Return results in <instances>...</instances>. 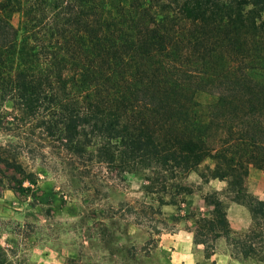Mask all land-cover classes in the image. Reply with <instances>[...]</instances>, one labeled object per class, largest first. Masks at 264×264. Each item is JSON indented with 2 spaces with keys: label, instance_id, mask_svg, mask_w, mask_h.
I'll return each instance as SVG.
<instances>
[{
  "label": "trees",
  "instance_id": "obj_1",
  "mask_svg": "<svg viewBox=\"0 0 264 264\" xmlns=\"http://www.w3.org/2000/svg\"><path fill=\"white\" fill-rule=\"evenodd\" d=\"M0 131L142 178L156 204L121 201L119 219L87 228L113 264H156L161 205L177 204L184 177L210 159L253 224L234 230L213 190L211 213L193 215L194 242L209 256L224 237L241 261L262 262L264 199L245 176L248 165L264 171V0H0ZM14 142L0 153L24 189L37 175ZM124 210L144 224L131 232Z\"/></svg>",
  "mask_w": 264,
  "mask_h": 264
},
{
  "label": "rangeland",
  "instance_id": "obj_2",
  "mask_svg": "<svg viewBox=\"0 0 264 264\" xmlns=\"http://www.w3.org/2000/svg\"><path fill=\"white\" fill-rule=\"evenodd\" d=\"M20 136L24 140L20 141ZM19 138L0 131V145L14 139L12 152L37 178L34 183L23 180L25 188L21 189L18 185L22 174L2 160L7 151L0 153V264H113L100 256L98 248L88 246L87 228L93 231L109 222L105 218L107 213L119 219L121 201L140 209L143 201L156 204L155 195L142 192L140 176L121 174L103 163L91 165L87 159L73 157L64 150L59 153L57 144L52 146L36 134L23 133ZM212 167L210 159L203 160L182 180L178 203L161 205L162 216L169 226L160 235L156 264H170L177 247L198 252V264L206 261L205 246L198 248L195 243L191 246L186 234L174 233L195 228L193 215L211 213V205H206L203 199L207 192L219 191L228 208L239 216L238 207L248 208L237 192L229 191L225 177L211 174ZM245 188L264 199V171L248 165ZM122 213V225L126 224L131 232L145 222L141 213L128 210ZM175 217L182 218L175 222ZM259 224L264 225V220ZM219 239L214 248L220 247ZM228 252L232 258L229 260L239 264V256L231 248ZM69 259L74 261L69 263ZM240 263L254 264V261L248 258Z\"/></svg>",
  "mask_w": 264,
  "mask_h": 264
},
{
  "label": "crops",
  "instance_id": "obj_3",
  "mask_svg": "<svg viewBox=\"0 0 264 264\" xmlns=\"http://www.w3.org/2000/svg\"><path fill=\"white\" fill-rule=\"evenodd\" d=\"M237 211H240V216L238 214H235L230 208H228V218L230 220L231 226L234 230L241 231L246 230L250 227L252 224L253 218L251 215V212L246 206H240L237 208ZM176 236H181L182 234H186L188 236L190 245L194 242V228H187L184 230H179L178 232L174 233ZM181 234V235H179ZM220 247H216L211 251L210 256L206 257V261L203 264H235L232 260H229L231 258V253L229 245L227 244V241L224 237L219 239ZM195 245L198 248H204V244L202 243H195ZM192 249V247H190ZM199 253L203 254V249L198 250ZM198 252L194 253L192 250L187 249H180L175 248L172 254V259L170 264H198ZM204 257V255H202ZM232 259V258H231ZM240 263L241 259L237 260ZM254 261V264H264V261L258 262L255 259H252Z\"/></svg>",
  "mask_w": 264,
  "mask_h": 264
}]
</instances>
